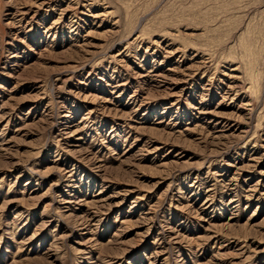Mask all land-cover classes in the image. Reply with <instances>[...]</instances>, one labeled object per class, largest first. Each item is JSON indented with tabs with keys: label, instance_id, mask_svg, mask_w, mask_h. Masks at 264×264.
Wrapping results in <instances>:
<instances>
[{
	"label": "rangeland",
	"instance_id": "obj_1",
	"mask_svg": "<svg viewBox=\"0 0 264 264\" xmlns=\"http://www.w3.org/2000/svg\"><path fill=\"white\" fill-rule=\"evenodd\" d=\"M0 264H264V0H0Z\"/></svg>",
	"mask_w": 264,
	"mask_h": 264
},
{
	"label": "bare ground",
	"instance_id": "obj_2",
	"mask_svg": "<svg viewBox=\"0 0 264 264\" xmlns=\"http://www.w3.org/2000/svg\"><path fill=\"white\" fill-rule=\"evenodd\" d=\"M65 203H68V202H65Z\"/></svg>",
	"mask_w": 264,
	"mask_h": 264
}]
</instances>
